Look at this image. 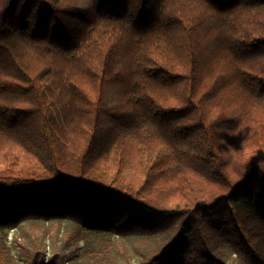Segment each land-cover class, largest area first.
I'll list each match as a JSON object with an SVG mask.
<instances>
[{
	"label": "trees",
	"instance_id": "1",
	"mask_svg": "<svg viewBox=\"0 0 264 264\" xmlns=\"http://www.w3.org/2000/svg\"><path fill=\"white\" fill-rule=\"evenodd\" d=\"M8 227L25 264H264V0H0L19 264Z\"/></svg>",
	"mask_w": 264,
	"mask_h": 264
},
{
	"label": "rangeland",
	"instance_id": "2",
	"mask_svg": "<svg viewBox=\"0 0 264 264\" xmlns=\"http://www.w3.org/2000/svg\"><path fill=\"white\" fill-rule=\"evenodd\" d=\"M65 224L62 226L61 228V237L64 233V227ZM4 232L7 234V240H8V245L11 249L12 255L14 257V260L19 263V264H25L26 263V251L23 250V248L20 246V244L23 242L22 241V237H21V232L18 228L12 227V228H5L3 229ZM43 246L42 249H45V257L51 258L54 256V254L57 252V250L55 249V245L52 243V241L50 240V238H46L45 241L43 242ZM63 254V251H61ZM67 250H64V254H69L71 255V257L68 255L67 257H65V260H74L76 261L78 264H83L85 263L86 259L83 256L84 255V250H83V241L81 242V249L78 253H71L68 252L66 253ZM69 258V259H68Z\"/></svg>",
	"mask_w": 264,
	"mask_h": 264
}]
</instances>
